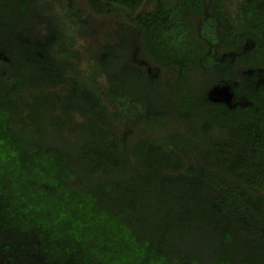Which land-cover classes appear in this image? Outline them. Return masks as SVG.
Segmentation results:
<instances>
[{
	"label": "trees",
	"instance_id": "obj_1",
	"mask_svg": "<svg viewBox=\"0 0 264 264\" xmlns=\"http://www.w3.org/2000/svg\"><path fill=\"white\" fill-rule=\"evenodd\" d=\"M171 1L0 0V264H264V0L219 13L256 43L236 107L179 89L219 74Z\"/></svg>",
	"mask_w": 264,
	"mask_h": 264
},
{
	"label": "flooded vegetation",
	"instance_id": "obj_2",
	"mask_svg": "<svg viewBox=\"0 0 264 264\" xmlns=\"http://www.w3.org/2000/svg\"><path fill=\"white\" fill-rule=\"evenodd\" d=\"M204 1L206 6L204 15L197 18L200 23L199 34L201 39L208 45L205 54L206 66L210 70H216L219 74L217 79L211 83L209 97L213 101L223 103L229 107H236L238 104H248L250 101L245 94L241 93V90L245 87H250L256 81V77L253 76L256 69H249L245 65L244 55L251 52L256 43L245 41L241 50H229L225 46L226 42L222 31L225 23L223 18L219 16L220 11L226 10L225 17H228L233 24H236L240 0L236 2L234 16L230 14L224 0L221 1L222 5L225 6H223L224 9H216L214 4H216L217 0ZM258 70L262 71V69ZM215 88L225 89V94H210Z\"/></svg>",
	"mask_w": 264,
	"mask_h": 264
},
{
	"label": "rangeland",
	"instance_id": "obj_3",
	"mask_svg": "<svg viewBox=\"0 0 264 264\" xmlns=\"http://www.w3.org/2000/svg\"><path fill=\"white\" fill-rule=\"evenodd\" d=\"M170 2H172L171 0H168ZM225 1V4H226V7L229 9L230 11V14L232 16H234L235 14V11H236V2L237 0H224ZM152 5H148L144 10H151L152 9ZM92 17L94 18V20L97 22V24H100V23H107L109 22L110 20H114L116 19V15H115V12L111 11V12H108V13H101V12H96V11H92ZM85 44V40H80L78 42V47L79 48H83ZM160 74L161 76L164 78V80H169L170 82V88H171V91H172V97H173V100L174 101H177L176 100V88H175V79H176V73L175 71L173 70H167L165 67H162L160 68ZM167 77V79H166ZM205 79V81H204ZM207 83L209 82H212V78L211 76H208V77H205L203 75H201L200 72H196L195 73V69H192L191 71L189 72H186L185 73V79L184 81L182 82V86L180 87L179 85V89L183 92H186V87L189 86V85H193L195 88H199L201 85H202V82L204 83ZM203 83V84H204ZM174 127V124H169L166 129L167 130H170Z\"/></svg>",
	"mask_w": 264,
	"mask_h": 264
},
{
	"label": "water",
	"instance_id": "obj_4",
	"mask_svg": "<svg viewBox=\"0 0 264 264\" xmlns=\"http://www.w3.org/2000/svg\"><path fill=\"white\" fill-rule=\"evenodd\" d=\"M220 94V93H224L225 94V89L223 90V89H220V88H215L214 90H212L211 92H210V94Z\"/></svg>",
	"mask_w": 264,
	"mask_h": 264
}]
</instances>
